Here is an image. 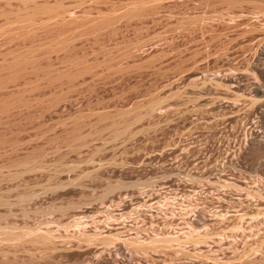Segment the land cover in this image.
<instances>
[{
	"label": "rangeland",
	"instance_id": "1",
	"mask_svg": "<svg viewBox=\"0 0 264 264\" xmlns=\"http://www.w3.org/2000/svg\"><path fill=\"white\" fill-rule=\"evenodd\" d=\"M259 85L264 0H0V264H263Z\"/></svg>",
	"mask_w": 264,
	"mask_h": 264
},
{
	"label": "bare ground",
	"instance_id": "2",
	"mask_svg": "<svg viewBox=\"0 0 264 264\" xmlns=\"http://www.w3.org/2000/svg\"><path fill=\"white\" fill-rule=\"evenodd\" d=\"M253 92V91H252ZM256 96H258V97H260L259 99L257 98V100L258 101H256V102H264V90H261L260 89V85H259V87H257L256 88ZM249 99H250V97H249ZM253 99V98H252ZM254 99H255V96H254ZM253 99V100H254ZM252 100V101H253ZM256 100V99H255ZM255 100H254V103H255V105L258 107H263V103H261L260 105H262V106H260V105H257V103L255 102ZM251 101V102H252ZM250 103V102H249ZM253 103V104H254ZM256 108V107H255ZM259 109V108H258ZM258 109H256L257 111H258ZM256 111V113H258ZM254 112H255V110H254ZM261 113V112H260ZM255 116V115H254ZM252 124H253V122H252ZM251 124V125H252ZM253 132H254V138L256 139L257 137H259V134H258V132L255 130H253ZM251 137V136H250ZM253 141V140H252ZM263 141V140H262ZM260 142V141H259ZM199 212V211H198ZM198 214H201V213H198ZM260 213H258L257 212V216H255V214H254V216H255V218L253 217L252 219H256V218H259L258 217V215H259ZM262 214V213H261ZM238 215H240V214H238ZM237 215V216H238ZM245 215V214H244ZM198 216H200V218H196L197 220H196V223H203V221H206V220H204V217L202 216V215H198ZM233 216H235V215H233ZM243 216V215H242ZM242 216H240V218L242 217ZM264 216V215H263ZM206 218V217H205ZM224 218H226V217H224ZM261 218H262V216H261ZM260 218V219H261ZM190 219V218H189ZM244 219V221H245V217L243 218H241L240 219V221H242ZM258 220L257 219V221L255 220V223L257 222V223H259V221H262V220H264V218L263 219H261V220ZM195 220V219H194ZM253 220V221H254ZM193 221V220H192ZM86 222H79V223H74L73 225L75 226L74 227V229H73V232H72V234L70 233V236L72 237V238H74V239H78V240H81V239H83L84 241H92V239L97 235V233H90L88 230L89 229H87L88 227L86 226V224H85ZM248 222L246 221V225H247V227L249 226V224H247ZM251 223H252V220H251ZM260 223H262L263 224V226L262 227H264V221H262V222H260ZM254 224V223H253ZM251 225L250 224V228H252L251 230L249 229L248 231H250L249 233L251 234L252 233V236H256L257 235V233L258 232H260L261 233V231H258L259 230V228L261 227L259 224H257V225H259V228H257L256 227V224H255V227H254V225ZM243 225H245V224H243ZM241 227H239V228H242V229H244L243 227H245V226H243L242 227V225H240ZM251 226H253V227H251ZM235 227V226H234ZM247 227H245L246 229H247ZM248 227V228H249ZM236 228H238V226H236L235 227V229ZM257 229V233L255 234V235H253V231L252 230H254V229ZM235 229L233 230V231H235ZM241 229V230H242ZM255 229V230H256ZM238 230V229H237ZM236 230V231H237ZM240 230V229H239ZM254 230V231H255ZM261 230V229H260ZM233 231H232V234H233ZM243 231H247V230H242V233H243ZM248 231L246 232V234H248ZM237 232H239V231H237ZM245 232H244V234H245ZM191 233V232H190ZM240 233H241V231H240ZM260 233H258V234H260ZM31 234V233H30ZM33 234H34V237H33ZM31 236L33 237V240L35 241V242H40V241H42V242H44V243H46V244H48L49 246H50V248H52V250L53 251H56V250H60L61 248H60V246H62L63 244H61V243H58L59 241L57 240V237L55 236V235H53L51 232H49V231H47V232H45V233H42L41 235H36L35 233H33ZM233 235H236V234H233ZM19 236H21V235H19ZM18 236V237H19ZM156 236H158V235H156ZM243 235H241V237H242ZM245 236H247V235H245ZM245 236H244V238H245ZM260 236V235H259ZM18 237H14V240L16 239H19ZM231 237V236H230ZM234 238H232L231 237V239H232V241L235 239V236H233ZM238 234L236 235V239L234 240V242H237L236 240L238 239L239 240V238H241L240 236L238 237ZM257 237H258V235H257ZM257 237H255V238H257ZM24 238V237H23ZM22 238V239H23ZM59 238H61V237H59ZM148 239V238H147ZM147 239L146 240H144V242H142V243H139V244H137V241L135 240V239H133V238H130V239H126V240H123V242H117V241H119V239H116V238H110L109 236L106 238V240H105V242L106 243H114L115 242V246H114V250H108L109 251V253H108V251L106 252H101L100 253V251H99V253H98V256H97V262L99 263V261L101 262L100 264H136L135 262H134V258H133V256H134V254H133V252L132 253H129V251H128V253H126V252H124V250H128V249H130L129 247H131V246H134V248L136 249L135 250V252H138V251H140V252H147V251H152V252H155L156 254H157V252H160V251H162L161 249H165V247L167 246V244L169 243V242H172V241H174V240H178L179 238H177V237H170V236H164V237H160L159 238V236H158V238H152V239H150L149 238V240L147 241ZM242 239H243V237H242ZM20 240V239H19ZM18 240V241H19ZM137 244V245H136ZM261 249V248H260ZM97 250V249H96ZM126 250V251H127ZM262 250V249H261ZM261 250H258V251H261ZM121 251L123 252V253H125V254H123V253H121ZM263 251H264V249H263ZM263 251L262 252H260L258 255L257 254H255V256L257 255V256H260V257H253V258H246L245 259V261H247V262H250V263H257V262H262L263 264H264V253H263ZM121 253V255L123 254V255H125V258H121V259H119V257H118V254H119V256H120V253ZM143 252V253H144ZM186 253V252H185ZM188 253V252H187ZM262 253V254H261ZM96 255V254H95ZM122 255V256H123ZM127 257V258H126ZM258 260H257V259Z\"/></svg>",
	"mask_w": 264,
	"mask_h": 264
}]
</instances>
